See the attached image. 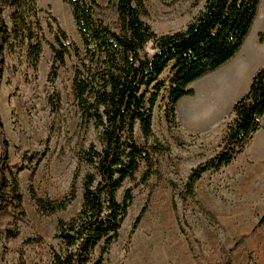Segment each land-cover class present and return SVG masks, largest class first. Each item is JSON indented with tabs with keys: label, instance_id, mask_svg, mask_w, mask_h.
Listing matches in <instances>:
<instances>
[{
	"label": "rangeland",
	"instance_id": "obj_1",
	"mask_svg": "<svg viewBox=\"0 0 264 264\" xmlns=\"http://www.w3.org/2000/svg\"><path fill=\"white\" fill-rule=\"evenodd\" d=\"M100 11L110 24L116 12L108 0H97ZM194 0H146L148 13L143 16L158 34L177 31L203 7ZM46 37L54 42L48 25L55 27L50 14L78 44L82 45L72 12L62 0H39ZM247 47L260 48L259 34L264 33V0L261 1ZM153 53L152 43L145 48ZM25 51L6 53L0 87V159L7 142L9 164L18 174L23 195L21 209L11 208L0 218V264H53V252L63 244L56 238L59 218L76 215L83 201L82 178L91 170L80 162V152L91 142L100 148L99 130L85 124L73 93V53L59 70L54 82L48 80L53 52L45 45L37 69L26 62ZM209 74V73H208ZM228 73L209 75L195 81V96L183 97L177 105V124L166 118V98L160 97L153 116V134L145 137L139 125L138 143H161L167 151L153 154L152 174L144 180L148 166L143 162L133 179L119 191L127 189L133 200L118 238L105 254L104 264H264V224L258 221L264 212V121L245 149L226 166L205 172L196 184L194 197L179 194L192 168L221 150L225 125L230 112L213 128L195 131L204 111L220 108L211 88ZM213 91V92H212ZM60 94V106L52 109L49 97ZM79 168L77 197L65 210L44 213L31 196L59 199L65 195ZM175 204V208H174ZM18 232L9 237L7 230ZM238 246L234 248V246ZM99 248L94 258L99 256ZM92 264V263H91Z\"/></svg>",
	"mask_w": 264,
	"mask_h": 264
},
{
	"label": "trees",
	"instance_id": "obj_2",
	"mask_svg": "<svg viewBox=\"0 0 264 264\" xmlns=\"http://www.w3.org/2000/svg\"><path fill=\"white\" fill-rule=\"evenodd\" d=\"M39 0H0V87L6 53L25 51L26 62L37 69L45 45L53 52L48 80L54 82L71 53L74 65L73 93L82 121L93 122L99 130L101 147L91 142L80 152V162L90 166L82 178L83 201L78 213L59 218L56 238L63 248L53 252V264H104L105 254L119 236L133 200L131 189L123 199L118 193L133 179L144 162L152 172L153 154L167 151L161 143L141 144L135 138L136 126L142 134H153L154 109L165 97L168 123L177 124V105L193 96V82L230 61L244 44L256 19L262 0H194L203 7L182 29L158 34L143 20L148 13L146 0H108L116 12L112 25L100 11L97 0H62L71 9L82 45H78L50 14L55 27L48 25L54 42L46 37ZM264 33L259 34V42ZM152 43L153 53L145 48ZM52 109L60 106V94L49 97ZM225 125L221 150L191 169L179 196L194 197L196 184L205 172L229 165L262 127L264 116V67L253 76L249 90L232 107ZM0 118V135L3 137ZM9 164L7 142L0 159V218L11 208L21 209L23 195L18 174ZM79 168L69 191L59 199L31 196L44 213H56L77 197ZM175 208V204H174ZM264 224V212L258 225ZM9 237L18 232L7 230ZM238 246L236 244L233 249ZM100 253L94 258L95 251ZM21 264H25L22 262Z\"/></svg>",
	"mask_w": 264,
	"mask_h": 264
},
{
	"label": "crops",
	"instance_id": "obj_3",
	"mask_svg": "<svg viewBox=\"0 0 264 264\" xmlns=\"http://www.w3.org/2000/svg\"><path fill=\"white\" fill-rule=\"evenodd\" d=\"M252 28L249 34L252 32ZM249 34L240 50L230 61L204 76L228 73L227 78L220 80L216 85L214 83L211 84V88H216V93L215 97L213 93H210L209 98L210 100L216 98L219 101L220 108L214 112H211V109L204 111L200 116V123L193 130L205 131L224 120L232 111L234 103L249 90L254 74L264 67V41L262 43L259 42L258 46L260 48L251 49L247 47ZM194 83H192V86H194ZM263 121L264 116L262 123Z\"/></svg>",
	"mask_w": 264,
	"mask_h": 264
},
{
	"label": "bare ground",
	"instance_id": "obj_4",
	"mask_svg": "<svg viewBox=\"0 0 264 264\" xmlns=\"http://www.w3.org/2000/svg\"><path fill=\"white\" fill-rule=\"evenodd\" d=\"M257 18L255 19V22H256Z\"/></svg>",
	"mask_w": 264,
	"mask_h": 264
}]
</instances>
